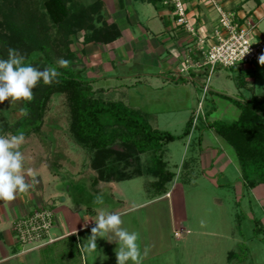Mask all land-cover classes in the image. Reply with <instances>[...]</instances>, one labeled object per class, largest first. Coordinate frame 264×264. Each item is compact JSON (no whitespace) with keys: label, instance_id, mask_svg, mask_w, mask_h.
<instances>
[{"label":"crops","instance_id":"obj_1","mask_svg":"<svg viewBox=\"0 0 264 264\" xmlns=\"http://www.w3.org/2000/svg\"><path fill=\"white\" fill-rule=\"evenodd\" d=\"M164 1L165 0H88L87 4H85L82 0H72L73 3L88 7L98 3L97 14L102 16L103 23L107 26H113L119 33V38L106 46L108 49H93L92 53L94 55V60L91 67L96 70L102 68L105 74H102L103 77L93 75L92 79L95 78L96 86H99L102 82L107 83L106 81L112 79L132 81L135 88L130 85L131 96H129V108L141 111V113L148 117L157 116L160 112H169L170 100L168 102L166 99H154L155 93L158 91H161L160 93L168 92L178 95L177 100H181L184 107L181 106L180 109H176V107L171 109L174 112L184 109L194 116L201 105L200 114L205 118L203 124L205 125L206 132H204L205 128H203V131H199L195 134L197 128H192L191 126L189 134L185 137L186 154H182L179 157L181 171L179 175L172 172L174 178L170 183L166 184L167 192L161 196L149 195L150 193L145 185L147 183H152L154 179L146 175L129 180L111 182L98 181V183L93 186L97 174L90 164V154L87 151L90 190L88 185H86L85 190L77 184L74 185L80 177L82 178L80 175L83 174L77 170L76 176L70 177L71 180L67 183L68 187H66V189H60L61 191L52 193L51 197L48 198V200H55L63 193H69L78 196L80 194V198L82 199L80 203H78L79 201L76 203L77 199L73 195L70 196V205H72V208H67L66 203L69 198H63L60 207L65 206V209L62 210L64 212L65 229L58 227L51 232L50 237L54 242L49 245H44L39 248L29 247L18 250L15 247L16 242L11 229L12 223L15 220L29 215L39 207L46 206L40 191L36 192L37 190L34 189L33 186L28 192H24L19 200H0V264H55V258L59 254L61 261L60 263L56 262V264H75V260L77 261L76 264H78V260L81 264H117L115 249L118 245L116 242L108 241L116 240L117 237L109 239V236L105 234V237H107L106 239L97 238L96 250L90 251L86 247L88 243L87 239L91 236V229L96 226L95 221L101 211L115 212L120 214L121 217H124L137 208L145 209L147 207H153V212L151 214L157 216V218L160 217V214H164L168 221V229L172 230V232H178L181 238L183 234L190 235L191 233V230L185 227L187 223L185 189L198 185L202 186L204 189L213 188L215 191H217V189H231L235 194L239 195L244 191V188L247 187L242 179L240 164L236 158L235 152L225 141L215 134L213 129L208 128V125L215 120L212 119L209 121L207 120V116L211 113L217 115V106L222 103L225 105V111H228L230 113L229 115H232L234 121H236L240 115V110L233 101L226 99L225 96L232 100L243 102L244 100L250 99L252 95H256L253 89L254 87L253 85H249L246 89L234 88L235 93L231 91V95L213 92L208 88L206 95H204L203 92L201 93V99L199 101L197 90L190 82L195 83L199 80L198 77H204V74H195L193 72H190L188 75L178 74V68L183 62L182 52L185 47L191 43L189 36L185 34L181 28L177 27L175 22L174 25L171 23V19L174 21L172 10L163 5ZM219 2L224 10L232 12L239 21L242 22L245 20L255 24L257 33H259V35H264V0H219ZM186 5L189 16H194L193 20H195L203 30L211 32L214 29L216 25V14L214 10L209 7L206 0H188ZM128 9H130L132 13L131 16L127 14ZM104 15H106L105 19ZM109 49L112 51L110 52V55H112L111 59L118 63L117 68H109V66L102 63V60L106 59L105 56L108 55L106 50L109 51ZM91 51L90 48L87 47V53L90 54ZM94 51L96 53H94ZM262 56H264V53L261 57ZM241 67L242 66L232 69L239 71ZM154 68H157V70L154 72L151 71V69ZM106 74H108V76H106ZM245 79L246 76L243 80ZM154 82H156V85H162V87L155 88V84H152ZM244 83L248 82L244 81ZM172 85L176 88H169ZM189 85L192 87L189 88ZM99 88L108 89V87ZM244 90L245 92L242 93L241 91ZM246 92H249L250 95L248 96ZM179 94L181 95V99H179ZM175 101L173 102L176 103ZM167 102L168 108L167 106L165 107ZM156 109L159 111H156ZM191 118L192 117L186 122V125ZM31 141L32 139L30 137H25V142L21 146V151L25 157L24 162H26L27 166L25 168H30V170L37 172L39 174L38 176H41L44 165L41 161L42 158L38 160L39 157L35 154L40 150L30 147ZM166 147L167 145L164 147V151ZM177 154L179 153L176 152V155ZM185 155L189 156L185 157ZM187 158H189L188 163L185 162ZM24 172H26V170H24ZM50 173L54 181L58 182L60 180V175L52 171H50ZM141 178H143L141 188L145 192L146 200L134 207L128 208V193H124L122 190H126L130 187L137 188L136 186H132L133 184L131 183H136ZM28 182L31 183V181ZM39 186L41 188L43 187L41 182H39ZM262 186H264V184L257 185L251 190ZM32 189L33 195L31 196L30 191ZM106 192L112 199L111 204L116 203L113 208H109L110 203L107 204L106 196H102L105 195ZM98 196L103 198V203L97 202ZM215 202L217 205H222L219 199H215ZM234 203L239 202L233 201V204ZM262 221L264 224V217ZM55 224L56 223H54V227ZM157 227L159 228V224ZM82 233L89 234H87L86 239L85 235H83L82 239L84 238V240L80 242ZM179 237L177 238L180 239ZM68 240L74 243L73 247L66 243L61 244ZM140 244L142 251L145 248L150 251V247H145L143 240ZM183 253V247L169 245L159 252L158 255L161 254L164 259L162 264H180L184 261L180 260L183 257ZM230 254L228 255V259L230 258ZM151 255V252H148L143 259V264H156L154 259L157 258L158 255ZM129 264H131V262H129Z\"/></svg>","mask_w":264,"mask_h":264},{"label":"rangeland","instance_id":"obj_2","mask_svg":"<svg viewBox=\"0 0 264 264\" xmlns=\"http://www.w3.org/2000/svg\"><path fill=\"white\" fill-rule=\"evenodd\" d=\"M24 1L26 5L32 6L33 3L38 0ZM82 1L87 4L88 0ZM68 3H70V12L74 14L81 11L83 8L88 7L73 3L72 0H68ZM86 14L87 18L85 22L87 27L94 26V29L84 27L79 32L68 33L66 30L63 31L59 26H52V23L48 21L47 25L49 29L47 45L45 46V51L38 54L40 56L39 62L43 64V59L45 56H48L52 64L56 68L61 69L62 74L67 77L78 79L85 85L89 86L91 89L89 95L92 98L104 102H121L123 105L129 107V96H131L130 85L134 86L132 81H119L118 79H112L106 81L107 83L102 82L99 86H96L95 78L92 79L93 75L99 77L102 76V74H105L102 68L96 70L91 67L94 60V55L92 53L93 49L106 48L108 44L98 43L97 40L99 37H95L91 41L92 44L87 42L90 39L88 37H91L92 32L97 30L96 27L101 26L102 23L99 21H102L103 18L101 15L98 16L97 13ZM127 14L129 16L132 15L130 9H128ZM105 18L106 15H104V19ZM171 21L174 25V21L172 19ZM87 47L90 48V51L92 50L90 54L87 53ZM106 49H108V47ZM110 52H112L110 49L109 51L106 50L108 55L105 56L106 59H104L105 61L102 60V63L109 66V68H117L118 63L111 59L112 55H110ZM94 53L96 52L94 51ZM22 55L26 58V63L36 66L33 64V61L27 59L23 53ZM0 58L2 57L0 56ZM61 59L69 61V64L67 66L61 65L59 63ZM156 70L157 68L151 69L153 72ZM106 76H108V74H106ZM206 76L207 75L205 74L204 77H198L199 80L195 83L190 82V84L197 90L199 101L201 99L203 87L206 86ZM245 76L246 79L243 80ZM244 81H247L248 83H244ZM152 84H155V88L162 87V85H156V82ZM249 85H253L256 95H262L264 93V63H261L260 60L251 65H242L239 71L217 67L210 75V80L207 84L208 88L213 92L230 95L232 94L231 91L235 93L234 88L246 89ZM192 86L189 85L188 87L191 88ZM44 87L46 86L43 81L39 86L35 87L33 89V98L30 101L19 100L14 101L11 104L10 100H5L3 103H0V134L9 136L25 134L22 131L19 133L16 132V134L14 132L16 127L20 125L23 120H28L30 118L33 109H36V107L39 108L38 105L42 100V93L45 89ZM99 87H108V89L103 88V90ZM133 88H135V86ZM169 88L176 87L172 85ZM160 92L161 91L155 93L154 99H166L168 102L170 100L169 108L168 102L165 105L169 112H160L159 115L153 117L145 115L146 121L151 127L160 131L168 132L179 138L168 144L163 154V159L167 162V169L179 175L181 171L179 157L182 154H186V139L185 137H182V134L186 129V122L190 117H192L191 120L193 121L195 115L193 116L190 112L185 111L184 109L176 110L175 112L172 111L171 109H174L175 107L176 109H180L181 106L184 107L183 102L177 100L178 95L175 93ZM241 92L243 93L245 90ZM246 94L248 96L250 95L249 92H246ZM179 99H181V95ZM69 102L66 93H51L47 102L44 103L43 109L40 111L39 108L40 122L37 124V127L29 133L30 135L28 138L30 137L32 139L30 147L40 150L35 154L39 157L38 160L42 158L41 161L44 165L42 168L43 170L41 176H38L39 174L37 172L30 170V168H25L27 167L26 162H24L23 169V171L26 170V172H24L26 174V180L31 181L34 189L37 190L36 192L40 191L42 199L46 203V206L43 207L48 208L55 216L56 224L51 232L58 227L65 229L64 212L62 211L65 209V206L60 207L63 198H69L66 203L67 208H72V205H70V196L72 195L77 199L76 203L82 201L80 194L78 196L69 193H63L59 198L55 197V200H48V198L51 197V194L66 189V187H68L67 183L71 180L70 177L76 176L77 170L83 174L80 175L82 178L80 177L74 185L77 184L84 188V190L86 189V185H88L90 190V178H88L89 170L87 167L88 150L80 146L74 140V137L70 132L72 117L71 103ZM217 107V115L211 113L207 116V120L210 121L213 119L215 122L223 123L234 121L233 116L229 115L230 113L228 111H225L224 104L221 103ZM22 110H26L27 115H24ZM39 111L36 110V112ZM156 111L159 110L156 109ZM204 119L205 118L202 114H198L195 134L199 131H203V128H205V125L203 124ZM204 132H206V128L204 129ZM176 152L179 154L176 155ZM125 156L129 155H115L113 157L115 159L109 158L108 160L106 158L105 162H107L108 169L112 171L114 166L117 167L116 169H113L114 172L112 171L110 173L111 178H113L114 175H119L118 173L122 167H124L123 169L126 172L124 174L122 173L124 178L128 175L133 176L139 169L145 174V169L147 170L146 167H149L150 165L146 154L132 155L130 156L132 158L127 157L126 159ZM188 156L189 155H185V157ZM100 157L104 158L102 155H100ZM89 159L92 160L91 154L89 155ZM188 159L189 158L186 159V163H188ZM50 171L60 175L61 178L58 182L52 179L53 177L50 175ZM28 173H31V175H28ZM39 182H41L43 186L42 188L39 186ZM142 182L143 178L136 183H131L133 184L132 186H136L137 188L130 187L126 190H122L124 193H128V208L134 207L146 200L145 192L141 188ZM80 190L83 191L82 189ZM232 191L233 190L231 189H217V191H215L213 188L204 189L202 186L198 185L196 187L185 189V198L187 202V223L185 227L191 230V233L190 235L183 234L181 238L179 237L180 239L175 237V233L178 232H172V230L168 229V221L164 214H160L159 218L151 214L153 212V207H147L145 209L137 208L124 217H121L124 224L122 227L129 229L130 231L139 232L142 237L140 242L143 240L145 247H150V251L148 252H151L152 255H158L159 252L167 248L169 245L183 247L184 253L180 260L184 261L180 264H264V224L262 221L264 217V186L257 187L254 190L245 187L244 191L239 195ZM30 192L32 196L33 189ZM107 192L102 196H106L107 204L110 203L109 208H113L116 203L111 204L112 199ZM23 194L24 193H19L15 199L19 200ZM232 195L234 199L232 198ZM215 199L221 200L222 205H217ZM233 201L239 203L233 204ZM158 224L159 228L157 227ZM87 234L89 233L81 234L80 242L84 240V238L82 239L83 235H85V239L87 238ZM106 235L109 236V239L116 238L112 233H106ZM106 238L107 237H105V239ZM65 243L72 247L74 244L69 240L61 244ZM15 247L18 250L22 249V247L16 243ZM229 254L230 258L228 259ZM55 259L57 263H60V254L57 255ZM154 260L156 261V264H162L164 259L160 254ZM76 262L77 261L75 260V264ZM78 264H81L79 260Z\"/></svg>","mask_w":264,"mask_h":264},{"label":"trees","instance_id":"obj_3","mask_svg":"<svg viewBox=\"0 0 264 264\" xmlns=\"http://www.w3.org/2000/svg\"><path fill=\"white\" fill-rule=\"evenodd\" d=\"M69 4L68 0H38L28 6L24 0H0V56L7 59L8 50L14 48L41 69L52 67L60 73L51 84H45L38 106L41 111L51 93L68 95L72 117L70 132L74 140L92 156L90 164L97 174L93 186L98 181H121L146 175L154 179L152 183L145 185L150 196L166 194V184L173 180L174 174L167 169V163L163 159L164 147L179 138L153 129L143 113L122 103L92 98L89 86L62 74L61 69L56 68L48 56L43 59V64L39 62L38 54L44 52L47 45L48 21L52 26L61 27L63 31L76 33L87 27L86 13L96 14L98 11L97 3L74 14L70 12ZM99 22L102 23L101 26L96 27L97 30L88 37V43L95 37H99L97 41L101 44H109L119 38V33L113 26L105 25L103 20ZM87 28L94 29V26ZM41 83L42 81L37 86ZM225 98L233 101L239 108L238 119L230 123L214 121L208 128L213 129L233 149L240 164L242 179L252 189L264 184V93L252 95L243 102ZM39 108L33 109L30 118L16 127L15 134L22 131L25 137L30 135L40 122ZM191 126L192 120L187 123L182 137L189 134ZM120 154L129 155L125 159L132 155L146 154L150 165L146 167L145 174L139 169L133 176L124 178L122 173L126 172L122 167L117 172L119 175L111 178L110 173L117 167L114 166L112 171L108 169L106 158L108 160Z\"/></svg>","mask_w":264,"mask_h":264},{"label":"built area","instance_id":"obj_4","mask_svg":"<svg viewBox=\"0 0 264 264\" xmlns=\"http://www.w3.org/2000/svg\"><path fill=\"white\" fill-rule=\"evenodd\" d=\"M188 0H165L163 5L172 10L177 27L190 38V43L182 52L183 62L178 68L179 75L206 74L208 92L210 75L219 67L232 69L242 65H251L264 53V35L257 33V27L248 21H239L232 13L224 10L219 0H206L216 14V25L211 32L203 30L193 17L189 16ZM199 110L194 114L192 128L196 127ZM55 216L46 207L34 210L29 215L12 223L15 242L22 248H39L54 242L51 230ZM175 237H179L175 233Z\"/></svg>","mask_w":264,"mask_h":264},{"label":"clouds","instance_id":"obj_5","mask_svg":"<svg viewBox=\"0 0 264 264\" xmlns=\"http://www.w3.org/2000/svg\"><path fill=\"white\" fill-rule=\"evenodd\" d=\"M264 63V56L260 58ZM59 63L67 66L69 61L61 59ZM60 73L52 67L43 68L26 63V58L17 49L8 50V58H0V103L10 100H28L33 98V89L39 82L51 84L59 77ZM27 115L26 110H22ZM25 142L23 134H0V200H14L19 193L28 192L33 184L26 180L24 173L25 157L21 146ZM31 175V173H28ZM98 203H103V198L97 197ZM96 226L91 229V236L87 239L86 247L90 251L97 249V238H105L106 233L114 234L118 245L115 249L117 264H143L144 257L148 254L145 248L141 250L140 233L129 231L122 227L123 220L120 214L101 211L96 221Z\"/></svg>","mask_w":264,"mask_h":264}]
</instances>
